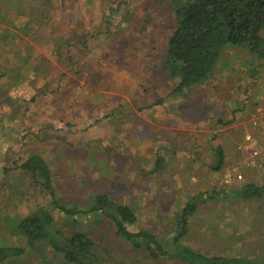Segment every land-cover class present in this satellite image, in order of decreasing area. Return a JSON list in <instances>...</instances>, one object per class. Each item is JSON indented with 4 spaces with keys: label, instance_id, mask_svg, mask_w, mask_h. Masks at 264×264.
<instances>
[{
    "label": "rangeland",
    "instance_id": "obj_1",
    "mask_svg": "<svg viewBox=\"0 0 264 264\" xmlns=\"http://www.w3.org/2000/svg\"><path fill=\"white\" fill-rule=\"evenodd\" d=\"M185 3L0 0V245L26 249L13 262L54 260L16 229L44 208L64 232L89 233L108 264H185L135 248L100 213L54 207L88 209L95 194L130 206L133 228L163 242L198 198L184 244L264 259V195L241 192L264 185V58L226 46L205 82L171 95L167 41ZM32 154L51 171V196L17 167Z\"/></svg>",
    "mask_w": 264,
    "mask_h": 264
},
{
    "label": "trees",
    "instance_id": "obj_2",
    "mask_svg": "<svg viewBox=\"0 0 264 264\" xmlns=\"http://www.w3.org/2000/svg\"><path fill=\"white\" fill-rule=\"evenodd\" d=\"M175 16L178 21L167 41L166 59L170 77L176 80L170 92L175 97L185 98L194 86L205 82L226 46H245L257 57L264 58V0H186ZM214 154L213 168L218 170L224 163V153L217 147ZM17 167L53 195L51 171L41 156L32 154ZM241 192L244 198L261 197L264 185L246 184ZM92 198L94 202L88 209L54 207L67 217L100 213L118 235L135 248H144L154 259H174L185 264H264V259L207 255L184 244L182 238L188 230L189 217L197 210L198 198L187 202L177 218L173 235L165 242L147 229L133 228L137 219L130 206L115 202L106 194H95ZM67 223L73 227L78 221L67 219ZM16 229L32 249L46 242L53 252L51 264H108L89 233L76 228L64 232L55 226L52 212L44 208L26 216ZM25 253L23 246L0 245V264H22L12 260Z\"/></svg>",
    "mask_w": 264,
    "mask_h": 264
},
{
    "label": "built area",
    "instance_id": "obj_3",
    "mask_svg": "<svg viewBox=\"0 0 264 264\" xmlns=\"http://www.w3.org/2000/svg\"><path fill=\"white\" fill-rule=\"evenodd\" d=\"M263 134H264V130H263ZM247 139H249V135L247 136Z\"/></svg>",
    "mask_w": 264,
    "mask_h": 264
}]
</instances>
